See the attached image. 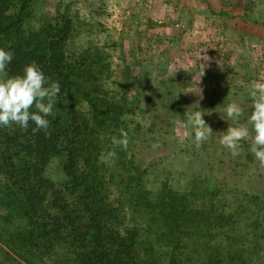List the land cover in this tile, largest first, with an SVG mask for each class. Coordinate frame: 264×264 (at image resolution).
<instances>
[{
	"label": "rangeland",
	"instance_id": "374dc122",
	"mask_svg": "<svg viewBox=\"0 0 264 264\" xmlns=\"http://www.w3.org/2000/svg\"><path fill=\"white\" fill-rule=\"evenodd\" d=\"M29 10L28 31L55 18L71 22L64 46L69 61L85 60L101 87L98 95L124 107L126 150L116 147L115 158H102L113 150L120 128L95 135L105 173L121 159L127 168L120 165L115 176L127 181V173L140 174L142 188L160 199L186 198L193 222L184 224L173 255L206 257L209 247L233 239L244 264H264V167L246 155L251 138L240 142L244 150L233 157L218 134L197 148L192 126L173 123L176 115L186 120V111L201 109L213 133L224 132L233 123L225 112L232 101L244 109L240 123H247L253 111L249 87L264 80V0H33ZM78 105L88 117L85 103ZM65 164L64 156L50 158L43 176L62 186ZM118 184L111 185L113 198L128 219L132 205ZM215 212L230 216L231 226L207 231L204 220ZM139 220L127 224L145 230L147 218ZM156 245L158 264H166L169 243ZM63 249L26 259L0 253V264H71L74 257Z\"/></svg>",
	"mask_w": 264,
	"mask_h": 264
},
{
	"label": "trees",
	"instance_id": "16d2710c",
	"mask_svg": "<svg viewBox=\"0 0 264 264\" xmlns=\"http://www.w3.org/2000/svg\"><path fill=\"white\" fill-rule=\"evenodd\" d=\"M32 1L0 0V48L13 53L6 70L10 76L22 74L35 61L49 83L59 82L61 91L56 113L53 109L47 117V131L33 134L31 121L27 130L0 126V253L48 257L62 245L74 257L71 264H158L156 244L165 240L172 250L166 264H244L243 251L233 239L209 247L206 257L173 255L182 242L184 224L193 222L186 198L160 199V194L142 188L140 174L127 173V181L119 173L115 176L120 165L126 167L121 159L105 173L95 135L120 128L124 107L98 95L101 87L95 86L85 60L79 65L69 61L64 52L71 32L68 19H52L37 31L24 28ZM79 103H85L88 117L76 108ZM246 155L255 160L251 151ZM61 156L66 158L65 181L57 187L43 174L49 159ZM115 182L129 195L133 215L128 219L113 198ZM142 217L148 220L145 230L127 224ZM230 223V216L216 212L204 220L207 231L226 229ZM160 224L165 228L161 235Z\"/></svg>",
	"mask_w": 264,
	"mask_h": 264
},
{
	"label": "clouds",
	"instance_id": "9594fccd",
	"mask_svg": "<svg viewBox=\"0 0 264 264\" xmlns=\"http://www.w3.org/2000/svg\"><path fill=\"white\" fill-rule=\"evenodd\" d=\"M207 57V56H206ZM13 59V53L0 48V126H19L27 130L29 122H34L32 133L37 134L40 130L47 131L53 108L56 106L58 94L61 91L59 82L49 83L41 68L35 61L23 68V73L10 76L7 66ZM209 60V57H207ZM249 95L252 100L253 111L247 123H240L244 115L241 105L232 101L227 104L225 112L233 122L224 132L213 133L212 128L206 124L203 117L205 111H186V120L177 119L174 124H190L194 131L195 146L200 148L213 134L220 137L219 143L230 150L233 157L239 156L242 147L241 141L251 138L250 151L254 154L260 165L264 167V80L253 81L249 87ZM33 107L35 112L32 111ZM251 125V130L249 128ZM119 138L112 137L113 150L107 153L106 159L116 156L115 148L127 149L129 145L128 133L119 129Z\"/></svg>",
	"mask_w": 264,
	"mask_h": 264
}]
</instances>
